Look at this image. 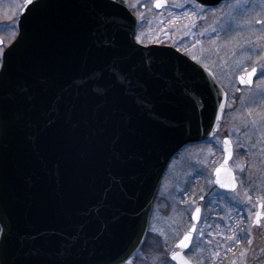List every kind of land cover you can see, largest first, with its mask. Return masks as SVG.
Returning <instances> with one entry per match:
<instances>
[{
  "label": "water",
  "instance_id": "1",
  "mask_svg": "<svg viewBox=\"0 0 264 264\" xmlns=\"http://www.w3.org/2000/svg\"><path fill=\"white\" fill-rule=\"evenodd\" d=\"M136 23L124 0L22 1L0 62V221L12 264H123L168 161L215 128L224 89L213 72L170 45L137 42ZM114 67L123 86H112ZM254 67L238 86H252ZM225 139L212 183L229 192L238 183ZM200 215L196 206L170 248L174 264H193L177 245L188 235L190 246Z\"/></svg>",
  "mask_w": 264,
  "mask_h": 264
},
{
  "label": "rangeland",
  "instance_id": "2",
  "mask_svg": "<svg viewBox=\"0 0 264 264\" xmlns=\"http://www.w3.org/2000/svg\"><path fill=\"white\" fill-rule=\"evenodd\" d=\"M22 1L0 0V56L17 32ZM124 1L137 20V42L173 46L211 69L225 95L211 135L168 161L144 238L125 263L174 264L168 252L199 206L200 220L185 251L193 264H264V23H256L264 21V0H225L215 6L166 0L158 10L154 0ZM252 66L257 67L252 86H238L236 76ZM225 136L232 143L229 165L238 183L229 192L212 183ZM257 213L259 225L253 223ZM234 235L239 243L228 239Z\"/></svg>",
  "mask_w": 264,
  "mask_h": 264
},
{
  "label": "snow or ice",
  "instance_id": "3",
  "mask_svg": "<svg viewBox=\"0 0 264 264\" xmlns=\"http://www.w3.org/2000/svg\"><path fill=\"white\" fill-rule=\"evenodd\" d=\"M33 2H34V0H27V3H33ZM156 6L159 7L160 4L157 3ZM256 23H264V21L257 20ZM135 39L139 40V37L135 36ZM193 59H195V57H193ZM6 67H7V65L4 64L3 67L0 68V88H2L3 84H4L3 71L6 69ZM123 71L124 70L122 68H115V67L110 70L111 79H112V86H116V85L123 86L122 76H121ZM261 71H262V73H264V68H262ZM256 72H257V68L254 67L252 69V72L248 74L249 77L251 75L255 74ZM99 79H103V78L100 77ZM240 79H241L242 83L245 82L243 77H241ZM248 82H250V80ZM107 87H108L107 85L101 83V84H98L97 90L103 92V91L107 90ZM221 110H222V108H221ZM0 132H2V116H0ZM224 144L227 146V145L230 144V141L228 139H225L224 140ZM225 152H228V148L227 147L225 148ZM227 159H228V156L225 157V163L227 162ZM219 171L220 170L217 169V172H219ZM217 183H220V181L217 180ZM221 187L234 188L235 185L234 184H232V185L221 184ZM201 199H204V197H201ZM262 207H264V205H262ZM199 212H200V209L197 208L196 209V213H199ZM260 217H261V214L257 213V216H256V224L257 225H259ZM194 218H197V217H194ZM245 235H248V234L245 233ZM7 236H8V229H7V227L3 226V222L0 221V264H12V254H11V251H10V249L8 247V244H7ZM189 238L190 237L188 235H185L183 240L180 241V243L177 246L178 247H182V248H188L189 245L186 242L189 240ZM228 239H236L237 243L240 242L239 238L236 237L235 235L232 236V237H228ZM248 243L249 244L252 243V240H251L250 237L248 239ZM171 259H173V260L177 259L175 253L172 254ZM184 264H188V262L185 261Z\"/></svg>",
  "mask_w": 264,
  "mask_h": 264
},
{
  "label": "bare ground",
  "instance_id": "4",
  "mask_svg": "<svg viewBox=\"0 0 264 264\" xmlns=\"http://www.w3.org/2000/svg\"><path fill=\"white\" fill-rule=\"evenodd\" d=\"M216 80H217V79H216ZM218 83H219V82H218ZM224 96H225V95H224ZM211 133H212V132H211ZM210 135H211V134H210ZM210 135H209V136H210ZM204 141H205V140H204ZM253 223H254V222H253ZM195 230H196V229H195ZM179 238H180V237H179ZM179 238H178V239H179ZM178 239H177V240H178ZM177 240H176V241H177ZM176 241H175V242H176ZM175 242H174V243H175ZM171 247H172V246H171ZM184 254H185V252H184Z\"/></svg>",
  "mask_w": 264,
  "mask_h": 264
}]
</instances>
